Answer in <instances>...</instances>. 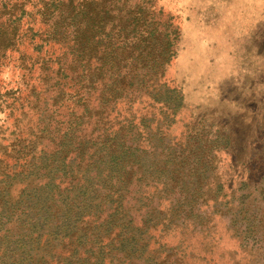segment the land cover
Masks as SVG:
<instances>
[{
  "label": "rangeland",
  "instance_id": "374dc122",
  "mask_svg": "<svg viewBox=\"0 0 264 264\" xmlns=\"http://www.w3.org/2000/svg\"><path fill=\"white\" fill-rule=\"evenodd\" d=\"M25 54L60 61L34 110L41 129L37 118L30 120L32 110L8 106L16 88L40 83L39 64L30 76ZM165 57L163 73L153 76L156 84L182 92L175 114L147 93L148 63ZM108 111L132 149L149 147L147 156H130L135 166L122 196L117 187L107 196L116 180L107 184L89 165L101 153L100 120ZM16 126L35 130L28 142L43 145L49 159L70 130L73 172L55 180L56 194L72 181L84 182L86 174L93 178L97 191L89 200L102 208L84 223L79 247L90 262L102 251L108 264H264V0H0V212L5 190L7 208L19 211L28 206L19 201L47 180L1 181L18 159L9 145ZM80 146L87 153L77 154ZM138 161L161 165L141 168ZM117 199L122 207L113 230L104 232L100 222ZM20 225L16 216L0 220V264H43L51 261L49 250L56 264L70 254L66 242L44 235L32 244L24 240L33 248L28 259L9 258L5 247H14L28 227ZM129 232L140 249L124 258L120 241Z\"/></svg>",
  "mask_w": 264,
  "mask_h": 264
},
{
  "label": "trees",
  "instance_id": "16d2710c",
  "mask_svg": "<svg viewBox=\"0 0 264 264\" xmlns=\"http://www.w3.org/2000/svg\"><path fill=\"white\" fill-rule=\"evenodd\" d=\"M34 33L37 34L40 32L37 30ZM45 39L48 41L51 38L47 35ZM35 43L38 47L39 41H36ZM46 44L48 45V42H46ZM33 48H36L35 44ZM86 49L87 48H82L78 49V51L82 54ZM163 55H166L164 50ZM25 56L32 60L30 61L31 66L28 68V74L30 76L32 75V68L35 69V66L39 64L40 74L36 79H38L40 83L37 86L34 84L32 86H26L27 88H24L25 90L22 88H16L14 94L9 97L11 102H8V106L17 105L14 108H19V110L22 111L21 113L24 114H27V112H25L26 108L32 110L33 114H31L30 120L37 118L36 122L33 123L41 129V115L38 111L34 110L39 107L41 103V95L47 89L49 80L59 73L60 61L58 60V57L54 58L50 56L36 55L33 59V57L28 54H25ZM168 60V57H165L163 60H152V64L148 63V65H150V71L152 72L153 70V74L149 76V84L151 88H148L147 93L152 91L156 93L151 99L155 102L161 103L160 106L172 110L173 114H175L183 106L182 92L176 87H170L166 84H156L155 77L153 76L154 74L157 75L158 73H163V68L165 67L164 64H166ZM105 66L106 62L101 61L99 69H103ZM144 77L146 76L144 75ZM23 79L25 78L23 77ZM96 80H98V76L94 77L91 82L94 84ZM24 82L27 83L28 81L24 80ZM42 82L44 85L43 88L40 87ZM6 93H8V90ZM109 96L111 98V94ZM61 97V92L55 95V98L57 99H60ZM5 101L7 102V100ZM12 115H15L13 109L7 115V118L12 117ZM111 115L112 111H108L104 117H101L100 121L104 125V131L102 132L103 138L100 142L101 153H99L94 159V164H89L90 166L96 167V176H98L99 179L102 178L107 184L112 183V179L116 180L117 186L114 183L109 185V193L107 196H110L112 190L116 187L115 194L122 188L128 187L130 174L135 166V162L131 160L130 156L138 157L141 154V156H147L146 152H148L149 149V147H146L141 143L137 144V147L132 149L133 145L128 144L125 136L118 134L119 129H114ZM30 122H28V125ZM23 127L16 126V128L10 133L11 135H14V142L9 145L12 150L16 149L18 159L13 162V165L7 171H3L1 181H5V186H8L10 181L14 178L33 175L36 177L43 176L47 180L34 191L30 192L25 200L19 201V203L28 202V206L22 207L19 211L7 208L8 200L4 197L7 194L6 190L5 194L2 196L5 205L0 212V220L3 218L11 220L16 216V220L21 224L20 229L23 230V224L28 225L26 232H20L18 234L19 236L12 241V244H10L14 245V247L9 248V245L5 247V250L11 249L9 252L11 254L9 258L14 259L17 256L18 258L23 259V261L28 259V257H31L33 254V248L32 246L28 247V243L32 244L34 241H40L45 235L47 240L50 241L54 239L57 240L59 244L64 241L66 243H63V248L66 246L70 248V254L64 257L62 263H60V260L58 259L56 264H108L102 251L97 255L94 262H90L88 257L79 252V247H83L85 243L83 232H86L87 228L84 226V223L91 214L96 216L97 212L102 208V204L94 203L93 199L89 200V198H93L97 191V188H94L93 178L86 174L84 182H81L80 180L77 182L72 181L71 185L66 187L62 194H56L57 187L55 185V180L57 178L63 179L67 175H72L73 172L72 167L67 163L70 148L66 136L71 133L70 130L65 132V139L63 138L60 147L52 152L51 156H53V159H49L47 151H45L43 145L37 146L34 145V143L28 142L30 138L33 139L35 130L26 128V132L24 133ZM9 128L10 126L7 125L3 132L5 133ZM139 131L144 132L145 130L144 128H140ZM30 146H32V149L27 152V148ZM76 149L79 150L77 154L87 153L86 146L85 148L84 146H80ZM132 150H134V152H132ZM96 152L97 150L93 153L96 154ZM32 153L34 154L29 157ZM0 162H2L1 159ZM138 162L140 163L141 168L144 166H154L158 169L161 165V162L154 164H143L140 161ZM104 173L105 178L102 177V174ZM59 194L60 196H58ZM119 195L122 196V193ZM112 201H117L116 206L109 208L106 217L100 222V226L105 228L104 232H110L113 230L115 220L122 207L120 199L111 200V202ZM26 238H28V243L24 242ZM139 245L140 242L136 233L129 232L126 236L122 237L119 250L124 252V258H132L134 252L137 251V249H140ZM147 245L148 243H143L144 247ZM17 246H19L18 249ZM16 249L18 252L15 251ZM52 251L53 250L48 251L51 256V261ZM7 254L8 252L5 251L4 258H6ZM9 258L8 260L10 261ZM51 261H48L47 259L43 264H50ZM31 264H35V262H31Z\"/></svg>",
  "mask_w": 264,
  "mask_h": 264
}]
</instances>
